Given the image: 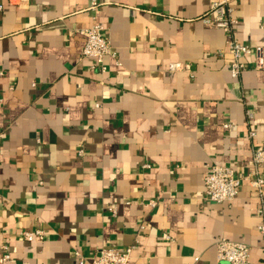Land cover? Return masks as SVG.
I'll list each match as a JSON object with an SVG mask.
<instances>
[{"label": "crops", "instance_id": "0c3cea01", "mask_svg": "<svg viewBox=\"0 0 264 264\" xmlns=\"http://www.w3.org/2000/svg\"><path fill=\"white\" fill-rule=\"evenodd\" d=\"M214 1L0 0V264L129 246V264H230L221 238L264 264L254 180L205 199L211 165L264 176V69L247 56L233 77L231 36L203 20ZM234 7L232 36L264 49V0ZM94 25L112 44L104 70L81 55Z\"/></svg>", "mask_w": 264, "mask_h": 264}, {"label": "built area", "instance_id": "2783aa9c", "mask_svg": "<svg viewBox=\"0 0 264 264\" xmlns=\"http://www.w3.org/2000/svg\"><path fill=\"white\" fill-rule=\"evenodd\" d=\"M235 0H215L207 15L204 17V22L208 25L220 28L231 36L227 42V47L232 55L231 73L233 77H238L247 67L244 59L247 56L255 58V67L264 69V49L262 47H251L240 43L232 36L235 26L238 21L234 16ZM85 37V44L82 49V57L92 59L94 61L93 68L100 67L105 69V57L112 54V44L110 39L104 34V28L100 25H94L88 29L80 31ZM182 68V64L171 66V70ZM251 136H255L252 132ZM82 151H80V154ZM253 164L255 168L264 165V148H255L253 153ZM257 185L258 193L264 197V176L247 173L244 176H237L235 170L228 166L211 165L207 169L205 176V199L212 203H230L239 194L240 187L244 181H251ZM155 206L156 201L150 203ZM264 213V209L260 210ZM264 230V225L260 227ZM41 231H23L21 234L28 241H33ZM134 246H129L119 250L113 247L100 248L96 254L91 257L88 262L79 254L78 264H129ZM217 258L219 261H224L230 264H255L251 260V248L249 245L236 242L227 238H221L216 243ZM8 255H5L0 263L7 261Z\"/></svg>", "mask_w": 264, "mask_h": 264}]
</instances>
